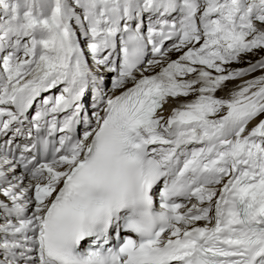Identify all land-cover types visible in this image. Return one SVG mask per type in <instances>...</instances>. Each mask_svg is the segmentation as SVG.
Masks as SVG:
<instances>
[{
	"label": "snow or ice",
	"instance_id": "snow-or-ice-1",
	"mask_svg": "<svg viewBox=\"0 0 264 264\" xmlns=\"http://www.w3.org/2000/svg\"><path fill=\"white\" fill-rule=\"evenodd\" d=\"M0 264H264V0H0Z\"/></svg>",
	"mask_w": 264,
	"mask_h": 264
},
{
	"label": "bare ground",
	"instance_id": "bare-ground-1",
	"mask_svg": "<svg viewBox=\"0 0 264 264\" xmlns=\"http://www.w3.org/2000/svg\"><path fill=\"white\" fill-rule=\"evenodd\" d=\"M172 58L175 59V58H176V54H173ZM252 59H255V57H253ZM239 66H244V65H233V67H239ZM258 74H259V72L254 73L253 75H258ZM246 78H247V77H246ZM171 106H172L171 104H169V105H165V110H166V112H167L168 109H170ZM197 223L200 224V225L203 224V222H197Z\"/></svg>",
	"mask_w": 264,
	"mask_h": 264
}]
</instances>
